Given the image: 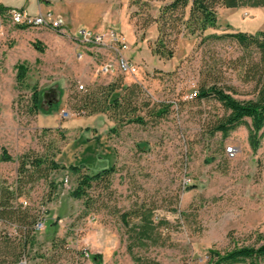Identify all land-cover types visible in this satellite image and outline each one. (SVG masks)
Returning <instances> with one entry per match:
<instances>
[{
    "label": "rangeland",
    "instance_id": "1",
    "mask_svg": "<svg viewBox=\"0 0 264 264\" xmlns=\"http://www.w3.org/2000/svg\"><path fill=\"white\" fill-rule=\"evenodd\" d=\"M39 1L43 11L62 16L68 34L11 22L0 30V147L14 158L0 162V175L15 182L18 158L28 152L64 166L25 187L22 199L46 219L23 254L27 263L138 264L119 216L139 206L153 208L168 224L159 228L164 244L135 247L138 258L208 264L211 249L259 246L264 128L257 148L247 125L227 136L212 133L225 110L213 98H196L201 85L213 83L239 100L256 98L258 54L229 37L201 43L202 37L184 30L169 37L171 57L154 54L160 14L172 0ZM80 27L121 32L128 45L124 53L138 64V73H98L114 56L75 42L71 34ZM237 31H264V9L258 14L248 7H218L217 23L204 35ZM19 65L25 67L22 81ZM113 86L105 111L76 109L78 96L95 93L102 100ZM35 92L37 112L31 110ZM64 110L69 116L61 115ZM231 145L236 152L227 155ZM71 166L88 174L114 166L115 173L108 189L94 184L79 199L72 194L79 173Z\"/></svg>",
    "mask_w": 264,
    "mask_h": 264
},
{
    "label": "trees",
    "instance_id": "2",
    "mask_svg": "<svg viewBox=\"0 0 264 264\" xmlns=\"http://www.w3.org/2000/svg\"><path fill=\"white\" fill-rule=\"evenodd\" d=\"M218 7H264V0H172L162 8L159 17L158 47L153 50V53L162 57H171L173 49L170 46L169 37L182 30L202 37L201 43L209 39L229 37L243 49L250 51V54L253 51L256 52L259 56L258 62L254 65L258 82L256 98L239 100L216 83L201 85L196 93V98H213L221 103L225 110L224 115L213 123L212 133L221 132L227 136L238 126L247 125L250 143L254 148H257L259 145L257 135L264 128V31L256 33L237 31L222 35H204L208 28L214 27L217 23ZM8 8L10 7L0 6V12ZM24 77L25 67L19 65L17 79L22 81ZM116 88L113 86L107 92L106 98L102 100H98L95 93L80 95L75 107L78 111L85 110L89 113L105 111L108 108V98ZM113 102L117 106H121L117 97L113 99ZM32 106L31 110L37 112L39 107L37 92L33 94ZM10 161H14L13 156L5 147H0V162ZM60 168H64V166H60L55 160L28 152L18 158L15 182L10 183L0 175V264H17L18 260L24 256L26 249L35 243L33 235L35 224L42 216L27 203H23L26 201L22 199L26 193V185L40 179L46 180L51 170ZM71 168L79 173L78 185L72 193L79 199L88 196L87 191L94 184L102 183L104 188L108 189L111 185V177L115 173L114 166L93 174L81 173L76 166H71ZM51 187L53 195L56 186L52 184ZM119 217L126 228L130 241L127 245L128 252L134 260L138 264H159L156 260L138 258L134 251L135 247L141 249L149 245H163L159 228L168 224V221L163 217H155L153 208H145V206L125 210ZM9 227L14 228L15 234L9 233L7 230ZM209 254L208 264H236L247 260H250L251 264H260L264 259V240L259 246L235 247L224 252L211 249Z\"/></svg>",
    "mask_w": 264,
    "mask_h": 264
},
{
    "label": "built area",
    "instance_id": "3",
    "mask_svg": "<svg viewBox=\"0 0 264 264\" xmlns=\"http://www.w3.org/2000/svg\"><path fill=\"white\" fill-rule=\"evenodd\" d=\"M6 22H11L14 25L21 27H35V28H51L60 34H68L67 24L60 15L55 14L51 10L38 11L31 13L21 7H10L7 10L0 12V30L5 28ZM72 38L80 45H93L101 49L110 51L113 54V60L103 62L97 68L98 73L113 74L115 71H120L130 75L138 73L139 66L125 55L128 45L125 37L121 32L110 30L107 34L101 32H94L84 27H80L73 31ZM84 86L81 85L80 88ZM64 117L69 116V112L64 110L61 112ZM236 147L234 145L225 148L227 155H234ZM24 204L27 202L24 201ZM46 219L41 218L35 224L36 230H42L45 226ZM17 264H28L26 258L23 256Z\"/></svg>",
    "mask_w": 264,
    "mask_h": 264
},
{
    "label": "crops",
    "instance_id": "4",
    "mask_svg": "<svg viewBox=\"0 0 264 264\" xmlns=\"http://www.w3.org/2000/svg\"><path fill=\"white\" fill-rule=\"evenodd\" d=\"M0 6L21 7L28 10L31 13H36L38 11L44 12L43 11L44 4L41 3L39 0H0ZM248 8L249 10L251 9V11H254L258 14L262 12V10L264 9V7H248Z\"/></svg>",
    "mask_w": 264,
    "mask_h": 264
}]
</instances>
